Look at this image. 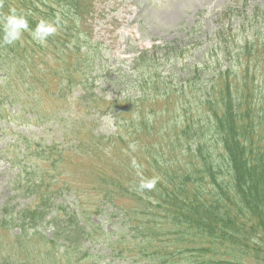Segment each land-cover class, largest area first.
Here are the masks:
<instances>
[{"label":"trees","instance_id":"16d2710c","mask_svg":"<svg viewBox=\"0 0 264 264\" xmlns=\"http://www.w3.org/2000/svg\"><path fill=\"white\" fill-rule=\"evenodd\" d=\"M94 1L0 0V19L11 8L17 13H30V28H35L40 19L60 18L58 33L49 37L44 46L32 40L27 31L14 45L0 43V122L11 123L29 114H37L38 122H42V113L46 114L43 95L58 99L52 102L64 106L59 100L64 102L78 89L83 90L85 98L93 97L94 107L90 110L86 103L81 104L86 111L112 115L109 124L115 133L109 138L110 144L120 141L128 154L136 148L143 159L129 167L123 163L127 176L139 173L136 193L119 184H110L104 192L113 202H145L146 211L135 213L134 219L130 211L118 208V213L128 217L130 233L116 235L114 241L109 234L111 241L102 244L108 249L121 244L132 247L130 242L135 241L141 260L147 264H264V10L248 11L247 3L240 9L228 8L209 39L211 46L203 61L183 69L187 78L184 85L172 79L170 84L158 69L155 57L140 54L123 75L120 86L124 98L107 103L96 93L101 68H97L95 47L88 42L89 33H82L78 26ZM61 31L67 33L59 37ZM83 47L87 55L80 54ZM167 51L170 55L171 51ZM252 65L262 81H256ZM256 85L261 86V92ZM191 87L198 92L193 106L183 102L189 100L183 93ZM165 101L169 110L163 109ZM59 114L56 111L47 120ZM91 125L79 127V134L84 130L89 137L96 136L91 143L105 139L87 128ZM155 129L163 133L159 135L161 143L152 135ZM73 135L78 136V129ZM167 137H173L168 145ZM93 143L91 146L96 142ZM23 145L27 163L18 167L19 174L10 179L11 186L16 192L15 186L24 185L28 199H35L30 205L0 206V236L20 230L16 243L24 260L10 264H27L35 256L38 264L34 245L37 238L51 245L61 244L60 257H73L77 250L79 256L85 251L74 248V244L87 238V226L91 227L89 240L93 242L105 234L90 223L91 214L88 216L81 206L74 184L63 186L65 177L71 178L61 165L69 158V166H75L72 161L86 157L88 148L81 150L77 145L72 151L64 148L65 144H38L44 149L38 156V151L27 155L33 146ZM164 147L168 150L162 154ZM119 166L102 164L100 178L111 180L107 173H118ZM151 180L156 181L151 190L141 189L142 183ZM64 191L70 196L69 202L57 203L56 198ZM51 226L56 228L52 238L44 231ZM121 226H125L123 221ZM109 250L114 254L115 249ZM2 260L0 264H5Z\"/></svg>","mask_w":264,"mask_h":264},{"label":"rangeland","instance_id":"374dc122","mask_svg":"<svg viewBox=\"0 0 264 264\" xmlns=\"http://www.w3.org/2000/svg\"><path fill=\"white\" fill-rule=\"evenodd\" d=\"M244 2L248 4V11H251L252 8L264 10V0H95L93 8L91 4L90 13L79 21L78 26L82 33H89L88 42L95 47V49L92 48L98 59L97 68H101V73H99L101 76L98 78V82H100L96 83V93L103 97L107 103L123 99L121 89L123 75L130 70L134 59L142 53L147 58L155 57L158 69L164 78L169 79L170 84L174 80L178 82V85H184L187 78L183 74V69L188 64L203 61L207 53L206 50L211 46L209 39L217 31L221 16L231 5L236 7L239 3L243 4ZM64 32L61 31L58 36L60 37ZM80 42L82 44L83 41ZM167 49L171 51L172 55L167 54L169 52ZM80 54L87 55L86 48L83 47ZM175 57L178 60H175ZM208 58L215 59L214 56H208ZM263 59L264 55H262ZM253 65L252 73L255 75L256 81H262L259 73H255ZM174 76L176 78L173 79ZM256 87L261 92V86L256 85ZM51 88V91L54 92V88ZM83 94L84 91L78 89L73 93V96H70L71 98H67L64 102L59 100L64 106L52 102L58 99L46 98L43 95V108L46 114L42 113V122H38L37 114H29L31 116L27 115L24 119H18L11 124L8 121L7 124L0 123V206L2 204L6 206L12 198H16L14 194H11L12 186H9L8 182L10 178L14 179L19 172L17 168L11 170L8 158L11 155H18L20 163L23 160L20 150H24V147L17 146V150L16 146H13L14 141H17L15 144L18 145L30 141L33 148L27 152V155L38 151V156H41L44 151L42 146L38 147V144L45 146L50 143L65 144L63 147H68L72 151H74L73 147L77 145L81 147V150L86 147L88 148L85 151L86 157L73 160L72 165L75 166H69L71 160L68 158L61 168L66 170L67 176L71 178L73 183L69 178L68 181L74 184V190L82 201L81 206L88 211V216L91 214L90 223L99 226L105 235L99 237L101 238L99 241L93 242V240H89L91 227L87 226L88 239L83 237L82 243L77 241L74 244V248H83L86 253H81L78 256L77 250L73 257L64 254L60 257L61 244L59 246L51 245L37 238L34 245L35 254L38 253V264H147L146 260H141V253L135 241L130 242L133 244L132 247L123 244L109 247L111 250L115 249L114 254L101 243L104 241L105 244H108V241H111L110 235L114 241L116 235L130 233L127 226L128 217L123 213H118V208L130 211L134 219L135 213L141 214L146 211L145 202L140 201L137 204L138 202L134 199H119V201L114 199L113 202L110 199V194L104 192L110 188V184L113 186L119 184L136 193V180L139 173L132 177L127 176L123 163L129 167L138 161L142 162L143 159L136 148L133 149V154H128L120 141L110 144L109 138L115 133L114 126L109 124V121H112V115L109 112L105 116L104 112L100 111L101 115H94L92 111H86L81 104L86 103L90 110L94 107L91 99L93 97L85 98ZM197 96L198 92H195L193 87L188 88L183 93V97L189 100L183 102L193 106ZM175 103L178 104V101ZM170 108L174 110L173 103ZM163 109L169 110L168 102L165 101ZM56 111L60 113L58 118L47 120ZM158 115L159 118L163 117V114ZM31 117L32 120H28ZM177 117L178 115L173 116L175 119ZM88 123L92 125L87 128H93L97 136L105 138L100 141L94 140L93 142L96 143L93 146L91 144L94 143H91L90 140L95 139L96 136L89 137L84 130L79 134V127ZM76 129H78V136L73 135ZM161 133L156 129L152 133L156 141L160 139L158 143L162 142V136L161 138L159 136ZM172 139L173 137L166 138L167 145ZM150 142L156 143L154 140H150ZM167 150L168 148L164 147L161 153L165 154ZM73 157H77V155L73 153ZM112 163H119L120 171L115 173L113 170L112 174L107 173L111 180L101 179L103 174L100 166ZM96 165H98L97 168ZM43 167L48 169L47 165ZM25 173L27 172L25 171ZM120 173L124 175L119 177ZM96 177L101 180H94L93 178ZM97 183L98 186H96ZM16 192L25 194L26 188L24 185H18ZM99 197L102 199L97 204L96 201ZM20 199L23 202L18 205L25 206L28 202L33 203L32 200L35 198ZM69 199L70 196L65 194L58 196L56 201L57 203H68ZM95 209L98 210L97 213ZM8 210L12 211V208ZM68 212H70V208ZM122 221L125 226H121ZM64 228H66L65 224ZM55 229V226H51L48 227V230H44L48 233H45L47 237L52 238ZM19 234L20 230L15 229L11 233H6V237L0 236V260L3 259V263L10 264L12 261L24 260L23 253L21 250L19 251L20 248L16 243V235ZM69 247L68 245L67 248L70 250ZM88 253L89 255H87ZM35 263L36 256L27 262V264Z\"/></svg>","mask_w":264,"mask_h":264},{"label":"clouds","instance_id":"9594fccd","mask_svg":"<svg viewBox=\"0 0 264 264\" xmlns=\"http://www.w3.org/2000/svg\"><path fill=\"white\" fill-rule=\"evenodd\" d=\"M29 14L17 13L15 8H11L9 14L0 19V32H2L0 43L3 45H14L16 42L22 40L23 33L27 31L32 40L44 46L47 44L49 37L58 33L60 27L59 16L55 20L40 19L35 28H30L27 19V15ZM155 183V180L142 183L141 188L151 190L155 186Z\"/></svg>","mask_w":264,"mask_h":264},{"label":"bare ground","instance_id":"6f19581e","mask_svg":"<svg viewBox=\"0 0 264 264\" xmlns=\"http://www.w3.org/2000/svg\"><path fill=\"white\" fill-rule=\"evenodd\" d=\"M26 167H27V165L25 166V170H26ZM8 185L9 186L11 185V181L8 182ZM11 189H12V187H11ZM13 194H14V196H16L17 192H14ZM22 202L23 201L19 198H12V200L8 203V205L10 204L9 206L12 207V206H16L18 204H21Z\"/></svg>","mask_w":264,"mask_h":264}]
</instances>
